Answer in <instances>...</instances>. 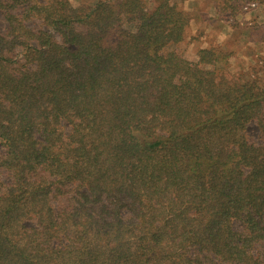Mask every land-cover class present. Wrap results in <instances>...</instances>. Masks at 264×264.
<instances>
[{
    "label": "trees",
    "instance_id": "obj_1",
    "mask_svg": "<svg viewBox=\"0 0 264 264\" xmlns=\"http://www.w3.org/2000/svg\"><path fill=\"white\" fill-rule=\"evenodd\" d=\"M187 24L0 0V264H264V75Z\"/></svg>",
    "mask_w": 264,
    "mask_h": 264
},
{
    "label": "rangeland",
    "instance_id": "obj_2",
    "mask_svg": "<svg viewBox=\"0 0 264 264\" xmlns=\"http://www.w3.org/2000/svg\"><path fill=\"white\" fill-rule=\"evenodd\" d=\"M91 1L72 0L75 5ZM156 1L145 3L151 8ZM167 1L188 18L182 41L169 48L177 46L186 60L193 61L200 49L220 47L229 54L230 72L256 67L259 75H264V0ZM245 132L257 141L255 125H249Z\"/></svg>",
    "mask_w": 264,
    "mask_h": 264
},
{
    "label": "built area",
    "instance_id": "obj_3",
    "mask_svg": "<svg viewBox=\"0 0 264 264\" xmlns=\"http://www.w3.org/2000/svg\"><path fill=\"white\" fill-rule=\"evenodd\" d=\"M252 7H254V5H252Z\"/></svg>",
    "mask_w": 264,
    "mask_h": 264
}]
</instances>
